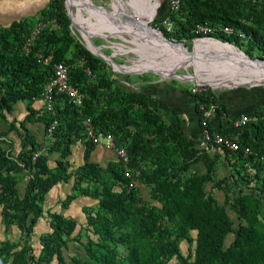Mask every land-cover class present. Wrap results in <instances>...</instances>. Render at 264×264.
<instances>
[{"label":"trees","instance_id":"16d2710c","mask_svg":"<svg viewBox=\"0 0 264 264\" xmlns=\"http://www.w3.org/2000/svg\"><path fill=\"white\" fill-rule=\"evenodd\" d=\"M165 1L167 8L164 13L155 17V21L161 23L167 16L172 24L173 28L169 31L161 28L165 36L184 40L185 43V40L194 36L196 24L228 26L244 33L249 41L248 45L260 49L264 58V35L248 23L250 18L255 17L256 2L179 0L178 7L170 10L168 0ZM56 3L41 8L39 17L53 18L54 22L51 24H55ZM32 26L33 24L27 25L23 19L17 18L11 20L7 27H0V110L9 112L11 103L27 102V114L19 122L23 129L19 135L24 149L17 158H12L0 147V204L3 203L1 218L4 226L12 223L16 225L20 231L22 246L10 252L13 245L0 241V257L4 254L10 256L11 264H49L53 259L56 264H163L158 259L163 254L173 255L177 260L176 264H264V172L259 174V171L264 170V108L253 112V120L248 122L253 130L252 137L238 141L241 146H249L252 153L243 156L240 150L223 151L225 156L230 155L238 162L235 168L243 182L249 183L256 178L259 186L256 189L248 188L244 193L239 192L228 200V186H223L219 181L213 184L223 191L229 208L243 221V224L235 227L232 226L224 204L218 205L205 189L206 184L213 181L216 161L204 150L193 146L192 139L181 130L178 111L144 93L140 87L136 92H120L123 108L111 111L107 108L97 109L98 96L90 90L86 97L83 96L79 107L72 105L65 97L56 95L53 113L44 110L46 113L41 117L45 131L54 122L50 132L54 139L45 152L56 151L58 158L54 160L55 165L49 168L45 155L41 152L33 157V153L40 151L42 147L27 133L22 123L33 114L31 103L41 99L44 85L52 75V64L60 61L66 65L65 54L70 46V38L67 36L69 30L66 24L64 32L60 34L49 30L47 25L33 37L25 52L23 42L29 38ZM218 33L225 40L232 38L237 42L239 39L234 34ZM41 40L51 47L49 54L45 53L44 56L37 53ZM78 49L86 59L84 66L93 69L97 59L87 55L83 49ZM246 54L249 55L248 52ZM42 59H46V62H40ZM81 70L82 68L68 69L71 83L80 91L77 81L82 77ZM119 75L123 76L117 73L118 79ZM181 89L193 99L197 120V102H215L212 92L195 95L190 94L187 88ZM259 96L264 99L262 92H259ZM58 99L65 101L61 107L55 104ZM133 105L134 109L131 108ZM262 105L264 106V102ZM158 108L169 114L168 120L159 116L156 112ZM219 108L217 104L215 115H219ZM129 109L134 114L132 117L128 114ZM119 111H122L118 116L120 121L126 126H132V131L118 125L116 116ZM87 117L97 131L102 132L107 121L114 124L117 130H113L111 135L122 142L129 157V166L138 171L139 184L149 186V196L157 205L139 207L138 203L140 206L143 204L137 191L126 188L119 165L118 171L109 168L111 177L122 189L120 192L113 191L103 184L93 191L84 192L85 196L97 199L95 210L92 211L88 206L81 207L86 225L96 237L95 240L86 238L80 244L84 257L74 256L69 260L63 257L62 247L73 230L74 220L56 212H47L51 230L39 235L40 248L34 256L27 237L32 225L41 215L44 195L57 182H64L70 176L66 160L70 154L69 145L84 137L82 121ZM10 127L17 130L13 124ZM141 128H149L150 138L142 134ZM94 146L89 139L83 145L82 164L77 171L84 175L90 174L96 166L89 161V154ZM148 147H151L149 152ZM146 155L150 158L149 164L139 165L140 158ZM197 161L204 163L205 172L190 174L189 166ZM251 169L254 170L252 175L248 172ZM25 173L28 177L23 192L18 197L15 185L20 175ZM255 190L257 193H254ZM74 198L73 194H67L61 206L64 207ZM134 214L137 215L136 230L124 232V224ZM190 231H194L193 237ZM228 233H232L233 238L228 246L223 247V239ZM179 238L189 245L193 244L191 260L179 252L176 246ZM119 245L123 247L122 254L117 251Z\"/></svg>","mask_w":264,"mask_h":264},{"label":"rangeland","instance_id":"374dc122","mask_svg":"<svg viewBox=\"0 0 264 264\" xmlns=\"http://www.w3.org/2000/svg\"><path fill=\"white\" fill-rule=\"evenodd\" d=\"M65 1L66 0H0V27H7V25L10 23L13 19H23L25 24L32 25L37 18H39V10L46 5L48 6L53 5L54 2H57V7L55 8L54 14L57 17V22L55 24H49L48 29L54 30L58 34L61 32H64V24H66V28L69 30V33L67 36L70 38V46L65 54V60H66V66L68 69L75 70L77 68H82V77L80 81H77L78 86L81 88L82 94L84 97L88 95V91L95 92L98 96L99 103L97 104V109L99 108H107L109 111L115 109L117 110L119 107L123 108V99L121 98L120 92H136L137 91V84L136 81L139 78V76H143L145 78H148L149 80H158V81H168L172 82L178 87L181 88H187L191 82L197 81L195 78L191 79H177L174 77H164L161 76V74L165 75L164 73L168 74H174L180 73V74H197L198 70H196L193 65L188 63V66L185 68H164L161 70V68H157L161 74H156L152 71H141L137 73H120L118 71H114L111 67V65L107 64L104 60L101 58L93 55L90 50L86 47L81 35L79 34L78 30L72 25L71 20L69 16L67 15V9L65 7ZM91 1L97 8L102 10H110L112 9L113 2L112 0H89ZM126 3L130 0H124ZM256 2L257 10L255 12V17L250 18L248 23H250L253 27H255L261 34L264 35V0H252ZM153 2V0H151ZM115 5L118 7H122V4L119 0H114ZM46 6V7H47ZM71 6H74V4H71ZM118 7V8H119ZM74 10V8H73ZM80 12L82 13V16L85 17L86 23L93 24L97 30L101 28V32L107 33L110 32L111 29H115L109 24L105 25L103 21L97 20L92 13H90L87 10H84L83 8L80 9ZM131 15H135L136 12H139L137 9L130 8L129 10ZM78 20L79 17L76 14L75 16ZM102 22V23H100ZM147 24L151 27H154L156 30L165 29L166 31H169L173 28L172 24L170 23L169 27L165 23H158L155 21V15L153 14L151 19L147 22ZM47 26V25H46ZM91 29H93L91 27ZM116 34H119L123 36V38H120L118 36H108L106 38H102L101 36H98L96 34H89V37L93 44L99 46L101 48V51L106 56H110V58L117 64L120 65H129V66H136V65H142L145 63H150L151 65L154 64L153 61L150 62V59H154L157 56L154 54V50L150 47H147V45H140L139 42H141L142 37L139 35H136L134 33H128L126 30L123 29H116ZM162 32V31H161ZM26 34V32H24ZM163 34V32H162ZM164 35V34H163ZM165 38L168 40L178 43L182 42L188 49V51L191 50L193 46H195V50H202L204 48V43L206 41H201L204 38L203 35H200L198 33H195L192 38H189L187 40H175L171 39L164 35ZM208 37H211L213 39L221 40L228 42L232 44L233 46V52L230 55V61L233 63L236 59H242L243 64L245 62V58L239 53L243 52L246 54V52L249 53L247 55L248 57L255 59H264L262 57V51L258 49L257 47L249 46V41L244 39H238L237 42H235L232 38L230 40L222 39L220 34L218 32H214L211 34H208ZM137 39V40H135ZM199 39V40H198ZM232 39V40H231ZM135 40V41H134ZM194 40H196L194 42ZM210 40V39H205ZM138 43H137V42ZM211 44H222L221 42H217L216 40L209 41ZM142 44V43H141ZM180 45V44H179ZM50 46L48 44H45L43 40H41V44L38 45V54L40 56H44L46 54H49L50 52ZM81 48L83 51L89 55L93 56L97 59L94 68L89 69L84 66L85 60L82 57L81 51L78 49ZM121 48V49H120ZM151 50V52H148ZM214 48H208L204 52L211 54L215 56L216 50ZM219 49L222 50V46L220 45ZM142 52V53H141ZM46 53V54H45ZM145 54V55H139V54ZM215 58V57H214ZM224 60H221V62ZM225 64V63H224ZM248 64V63H247ZM245 65V64H244ZM150 66L146 65L142 68L149 69ZM232 67V65H231ZM222 68V67H220ZM85 69V70H84ZM124 69V68H119ZM85 71V73L83 72ZM90 70L91 73L87 74L86 71ZM129 71H133V68H129ZM122 74L123 76L118 77L116 74ZM199 74V72H198ZM125 75V76H124ZM72 76V75H71ZM73 80H75L72 77ZM130 80V81H129ZM205 80V78H203ZM249 80V81H248ZM204 84L205 92L209 93L212 92L214 95L218 94L219 92H223L228 89H232L235 87H246V88H252L259 92H262L264 94V78L258 81L255 79H244L242 81L237 82H230V83H222L218 85H210L202 81ZM63 99H58L55 101V104L57 106L61 107L64 104ZM26 101H18L15 103H11V110L9 112H6L5 110H0V147L4 151L6 155L12 158H17V155L24 149L21 145L20 140V133L23 132V129L19 125V122L22 121L27 114L26 110ZM31 107L33 109V114L31 115V118L28 120L23 121V127L29 133L32 135L36 141L37 144H39L42 148L39 152H41L43 155H45V162L46 165L49 168H52L55 165L54 160L58 158V152H45L46 147L52 142L54 139L53 135L51 133H48L47 130H44L43 123L41 121V117L45 115L46 112H44V107L42 105V101H36L31 103ZM132 109L135 108V105L131 107ZM156 112L161 116L162 119L168 120L169 114L165 111H163L161 108H158ZM122 114V111H119V113L116 116V120L119 126H122L123 128L127 130H133L132 126L124 125L123 122H121V118L118 117ZM129 116H133L132 110H128ZM13 124L17 130L12 129L10 127ZM99 129V128H98ZM142 134L145 137L150 138L151 133H149V128H141ZM103 130V129H102ZM113 130H117L114 124L111 121H107V126L102 132H108L113 135ZM84 131V137H81L77 140H75L73 143L69 145L70 154L66 157L67 160V170L70 172V176L67 178L66 181H60L57 182L54 185L51 190H49V194L47 193L44 196L43 203H42V212L41 215L36 219L34 224L31 227V232L29 233L27 237V243L29 244L31 248L32 254L35 256L38 253V250L40 248L39 244V235L45 232H49L50 226L48 222V216L47 212H56L60 215H62L65 218H72L74 220V227L72 232L67 237V241L65 245L62 247V255L65 258V260H69L71 257H84V251L81 247V243L85 242L86 238H92L93 240L96 239V237L91 234L89 227L86 225V220L84 217V213L81 211L82 206H88L92 211L96 208V202L97 199L85 196L84 192L87 191H93L96 188H98L100 185H107L111 188L113 191L120 192L121 187L113 180V178L110 175V169L112 168L116 171H118V163L115 157L114 152L112 150L107 153V157H103L101 159H96L91 157L89 154V161L96 164L95 168L91 171L90 174L84 175V173H80L77 171V168L82 164L81 155L83 150V145L85 141L88 139ZM102 146V144H100ZM103 148V146H102ZM151 147L147 148V151ZM38 151H35L33 153H39ZM91 153V152H90ZM150 158L148 155H146L143 158H140L138 161L139 165L149 164ZM216 167L214 168V178L212 182H209L206 184V192L207 193H213L216 192L218 188L215 187L216 182L219 181L220 184H223L228 186V200H231L234 196H236L239 192L244 193L248 188H257L259 186V182L256 178L252 180L249 183H245L241 180L240 174L236 172V168L233 167L228 170L227 176L218 175L216 178ZM250 175L254 173V170L251 169L248 171ZM264 170L259 171V174H263ZM259 175V176H260ZM27 173L20 175L19 180L17 184L15 185V188L17 189V196H21V192L24 188L25 180L27 179ZM137 196L140 198L143 206L139 207H145L149 204H154V200H152L149 196V186L146 185H140L138 188H136ZM254 193H257V190L254 191ZM67 194H73L75 198L66 204L64 207L61 206L64 197ZM217 198H221L219 196L221 195H215ZM86 197V199H84ZM221 201V199H220ZM262 201L264 204V193L262 197ZM226 213L228 217L230 218L232 222V226L235 227L239 224V219L237 218V215L235 212H233L227 203V200L224 199L223 201ZM3 203L0 204V241H6L13 245V247L10 249L11 251L18 250L21 248V235L20 231L16 227L15 224H9L7 226H4L2 218H1V209H2ZM264 212V207L262 209ZM264 219V216H263ZM137 226V215L134 214L131 216L126 223L123 226L124 232H134L136 230ZM191 236H194V231L189 232ZM231 234V233H230ZM176 246L179 250V252L182 254V256L188 258L189 260L192 259V250H193V244H187L185 240L183 239H177L176 240ZM117 251L119 253H123V247L119 245L117 247ZM1 262L0 264H11L10 263V256L7 255H1ZM159 260L163 262V264H176L177 260L173 255L166 256V255H160ZM49 264H56L55 259H53Z\"/></svg>","mask_w":264,"mask_h":264},{"label":"crops","instance_id":"0c3cea01","mask_svg":"<svg viewBox=\"0 0 264 264\" xmlns=\"http://www.w3.org/2000/svg\"><path fill=\"white\" fill-rule=\"evenodd\" d=\"M112 2L114 4V0H112ZM126 4L129 10L130 8H134L139 11L136 12V14L133 16L144 17L147 22L151 19L153 14L155 15V17H158L162 15L167 8V2L165 0H153V2H151V0H130ZM71 9L75 16L76 14L78 15L81 26H83V28L90 35L96 34L98 36H101L102 38H106L110 33L116 34V29H119L118 27L109 24L115 29H111L110 32L107 33L101 32V28H99L98 31L94 30L97 28H95L93 24H87L85 17L82 16L81 12L79 13L76 7L71 6ZM106 10L102 11L106 12ZM91 27L93 29H91ZM116 35L120 37L119 34ZM136 84L137 88L140 87L144 91V93L148 94L154 99L169 104L174 110L178 111L180 113L179 116L181 130L186 133V135L190 139H192L193 146L196 149H199L202 146L200 140L201 131L198 125L197 114L194 110V101L191 97H189L185 92L182 91L181 87L176 86L172 82L149 80L148 78H145L143 76H139ZM214 97L216 104H218V106L220 107V113L219 115H215L214 119L210 121L209 124L211 129L213 131L221 133L222 135L230 136L237 141L244 140L245 138H251L253 130L248 125L249 123L238 126H235L234 123L237 121L240 115H247L248 117L253 118V112L263 110L264 106L262 104L264 102V99L261 98L259 94H257V91L252 88L235 87L223 92H219L218 94H215ZM108 152L110 151L104 150V147L102 148V146L98 144L94 146V149L91 151L90 158L93 157L96 159H101L103 157H107ZM208 155L216 161V178L218 177V175H221V177L227 176L230 167L233 168L237 166L238 163L230 155L225 156V154L220 151H216L213 154L209 153ZM112 159H115V157L113 158L112 156ZM188 170L190 174H202L205 172V166L202 161H197L191 164ZM53 186L49 190H51ZM47 193L49 194V192ZM209 194L214 197L218 205L224 204V193L221 189H217L216 192ZM215 195H221L219 196L221 198H217ZM86 197H84V199H86ZM154 204H156L155 201ZM238 221L239 224H243L242 220ZM232 238V233L226 234L223 239V247L228 246Z\"/></svg>","mask_w":264,"mask_h":264},{"label":"bare ground","instance_id":"6f19581e","mask_svg":"<svg viewBox=\"0 0 264 264\" xmlns=\"http://www.w3.org/2000/svg\"><path fill=\"white\" fill-rule=\"evenodd\" d=\"M122 7H117L115 3L112 9L106 10V12L101 11L89 0H66L65 7L70 12V20L72 25L78 30L81 35L86 47L97 57L101 59H106V55L103 54L101 48L90 42L89 33L81 26L80 21L75 17L71 4H74L80 13V9L89 11L92 15L97 18V20L103 21L105 23L111 24L118 27L121 30H126L128 33H134L142 37L140 45L150 47L154 50V54L157 56L154 59H150L154 64L145 63L142 65L129 66V65H119L117 63L111 62L114 70H125L129 71V68H133V71H152L156 74H161L157 68L162 69H172V68H185L188 63L193 65V67L198 70L197 74H180L174 72V74L164 73L161 74L164 77H174L177 79H191L195 78L198 81H203L210 85H218L222 83H230L242 81L244 79H257L260 81L264 78V60L263 59H246L244 64L242 59H236L233 63L230 61V55L233 52V45L228 42H221L217 39L201 38V41H206L204 43V48L202 50H195V46L188 51L187 47L182 43H174L172 41L165 40L161 37L158 32H154L147 28V21L144 17H135L130 14L129 8L124 0H120ZM116 7V8H115ZM97 30V29H94ZM98 31V30H97ZM117 36L116 34L110 33L108 36ZM120 38L123 36L119 35ZM210 39V40H205ZM137 40V39H135ZM134 40V41H135ZM211 40H216L222 44H211ZM196 40H194L195 42ZM137 42V41H136ZM138 43V42H137ZM142 43V44H141ZM180 44V45H179ZM220 45L222 50L219 49ZM214 48L216 50L215 56L204 52L208 48ZM121 49V48H120ZM213 49V50H214ZM148 52L149 49H147ZM242 52V51H241ZM142 53V52H141ZM152 53V52H151ZM240 53V52H239ZM243 53V52H242ZM139 55H145L139 54ZM215 57V58H214ZM111 59V58H110ZM221 60H224L221 62ZM248 63V64H247ZM150 66L149 69H139L144 66ZM232 65V67H231ZM222 67V68H220ZM124 68V69H119ZM205 78V80H203ZM249 81V80H248Z\"/></svg>","mask_w":264,"mask_h":264},{"label":"built area","instance_id":"2783aa9c","mask_svg":"<svg viewBox=\"0 0 264 264\" xmlns=\"http://www.w3.org/2000/svg\"><path fill=\"white\" fill-rule=\"evenodd\" d=\"M169 9L175 10L178 7L179 0H168ZM54 22L53 18H37L33 23L29 38L23 42V50L26 52L28 50L29 44L32 42L33 37L46 25H49ZM161 23H165L168 27L170 25L169 19L166 16ZM193 31L200 35H203L205 38L208 37V34L214 32H221L226 35H237L239 39L246 38V35L239 31H234L228 26H208L206 24H196ZM40 62L45 63L46 59H42ZM89 74V71H86ZM187 91L190 94L200 95L205 92L204 84L202 81L191 82L187 86ZM56 95H61L67 99L75 107H79L82 104L83 94L79 88L73 85L68 77V68L63 62H54L52 64V75L49 81L44 85L43 93L41 100L44 110L53 113V102ZM34 100V102L38 101ZM198 105V123L201 131V144L202 146L199 149L204 150L205 152L215 153L216 151L223 152L224 149L231 152L241 151L243 156L251 154L252 151L249 146H241L239 142L233 139L230 136L222 135L219 132L213 131L209 123L215 117V111L217 104L212 100L208 101H199ZM264 116V113H263ZM253 118L248 117L247 115H240L237 121L234 123L235 126L244 125L248 123ZM84 130L87 138L96 146L102 144L107 150H112L114 152L115 158L119 165V171L121 172L123 178L125 179V186L127 189H136L140 186L138 181V171L129 166V157L128 154L122 146V142L113 138V136L108 132L97 131L91 124L90 119L84 118L83 121ZM53 124H50L47 127V132L50 133L53 127ZM39 152V151H38ZM38 153L34 154L37 155ZM32 157V158H33Z\"/></svg>","mask_w":264,"mask_h":264},{"label":"water","instance_id":"95a60500","mask_svg":"<svg viewBox=\"0 0 264 264\" xmlns=\"http://www.w3.org/2000/svg\"><path fill=\"white\" fill-rule=\"evenodd\" d=\"M67 15L69 16V18H70V12L67 10ZM72 23V22H71ZM147 28L148 29H150V30H153L154 32L156 31V32H158L160 35H161V37L163 38V39H165V40H168L167 38H165L164 37V35L162 34V32L160 31V30H156L154 27H151V26H149V25H147ZM168 41H170V40H168ZM90 42L92 43V41H91V39H90ZM240 54H242L245 58H247V59H249V60H252V58H250V57H248L246 54H244V53H242V52H240ZM100 58V57H99ZM256 59V58H255ZM102 60H104L107 64H109V65H111V62H114L112 59H110V56H106V59H102ZM264 60V59H263ZM115 63V62H114ZM120 65V64H119ZM111 67H112V65H111ZM112 69H113V67H112ZM114 70V69H113ZM114 71H116V70H114ZM118 72H120V73H125V74H128V73H137V71H125V70H118ZM198 81V80H197Z\"/></svg>","mask_w":264,"mask_h":264}]
</instances>
